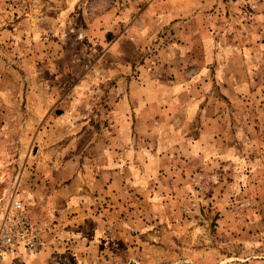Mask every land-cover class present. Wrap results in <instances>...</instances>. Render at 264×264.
<instances>
[{
	"label": "rangeland",
	"instance_id": "obj_1",
	"mask_svg": "<svg viewBox=\"0 0 264 264\" xmlns=\"http://www.w3.org/2000/svg\"><path fill=\"white\" fill-rule=\"evenodd\" d=\"M13 193L8 264H264V0H0Z\"/></svg>",
	"mask_w": 264,
	"mask_h": 264
},
{
	"label": "built area",
	"instance_id": "obj_2",
	"mask_svg": "<svg viewBox=\"0 0 264 264\" xmlns=\"http://www.w3.org/2000/svg\"><path fill=\"white\" fill-rule=\"evenodd\" d=\"M43 228L24 209L13 193L0 209V264H8L16 254L32 252L42 245Z\"/></svg>",
	"mask_w": 264,
	"mask_h": 264
},
{
	"label": "crops",
	"instance_id": "obj_3",
	"mask_svg": "<svg viewBox=\"0 0 264 264\" xmlns=\"http://www.w3.org/2000/svg\"><path fill=\"white\" fill-rule=\"evenodd\" d=\"M59 191V190H58ZM56 193V192H55Z\"/></svg>",
	"mask_w": 264,
	"mask_h": 264
}]
</instances>
